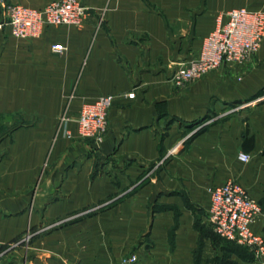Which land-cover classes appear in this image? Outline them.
I'll list each match as a JSON object with an SVG mask.
<instances>
[{
  "label": "crops",
  "instance_id": "0c3cea01",
  "mask_svg": "<svg viewBox=\"0 0 264 264\" xmlns=\"http://www.w3.org/2000/svg\"><path fill=\"white\" fill-rule=\"evenodd\" d=\"M80 1L82 27L28 40L0 8V264H263L208 215L209 190L235 181L260 204L264 239V40L243 65L185 87L171 79L219 15L264 12V0ZM103 96L114 103L96 143L77 120Z\"/></svg>",
  "mask_w": 264,
  "mask_h": 264
},
{
  "label": "built area",
  "instance_id": "2783aa9c",
  "mask_svg": "<svg viewBox=\"0 0 264 264\" xmlns=\"http://www.w3.org/2000/svg\"><path fill=\"white\" fill-rule=\"evenodd\" d=\"M0 8L8 20L12 36L17 39H38L46 28L57 26L82 27L88 16L80 0H57L42 10L0 0ZM264 40V12L236 8L217 17L214 30L205 38L199 56L179 66L172 82L176 87L191 85L223 65H243L260 50ZM66 47L55 45L54 54L61 55ZM113 96H103L84 104L77 120L81 138L100 142L108 132L109 112ZM68 121L67 109L60 119V128ZM246 159H241V157ZM244 163L248 154H240ZM210 192L208 220L224 241L248 248L264 264V239L253 229L262 215V208L247 190L235 181L213 187ZM68 220L55 222L43 229H55ZM31 235L24 239L28 243ZM136 256L123 259V264H135Z\"/></svg>",
  "mask_w": 264,
  "mask_h": 264
},
{
  "label": "trees",
  "instance_id": "16d2710c",
  "mask_svg": "<svg viewBox=\"0 0 264 264\" xmlns=\"http://www.w3.org/2000/svg\"><path fill=\"white\" fill-rule=\"evenodd\" d=\"M220 238V237H219ZM221 239V238H220ZM221 240H223V239H221ZM224 241V240H223ZM224 242H227V241H224ZM227 243H230V244H234V243H231V242H227ZM234 245H236V244H234ZM238 246V245H237Z\"/></svg>",
  "mask_w": 264,
  "mask_h": 264
},
{
  "label": "clouds",
  "instance_id": "9594fccd",
  "mask_svg": "<svg viewBox=\"0 0 264 264\" xmlns=\"http://www.w3.org/2000/svg\"><path fill=\"white\" fill-rule=\"evenodd\" d=\"M241 159H246V157H243V156H242Z\"/></svg>",
  "mask_w": 264,
  "mask_h": 264
}]
</instances>
